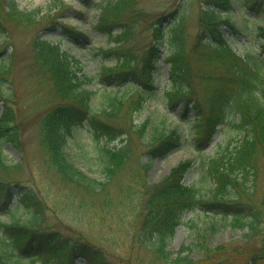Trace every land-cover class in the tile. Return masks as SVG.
<instances>
[{"label": "trees", "instance_id": "trees-1", "mask_svg": "<svg viewBox=\"0 0 264 264\" xmlns=\"http://www.w3.org/2000/svg\"><path fill=\"white\" fill-rule=\"evenodd\" d=\"M200 2L202 8L197 16L196 33L191 40L183 25L185 14L187 18L189 11V0L186 3L180 2L170 13L171 23L168 27L162 28L161 20L153 24L154 39L141 58L139 69L134 67L135 54L129 51L110 49L106 53L99 50L105 58L115 57L114 66L108 67L103 61L105 58H100V71L90 74L83 71V66L53 41L36 38L32 43L36 58L47 72L56 96L65 102L49 112L41 124V139L48 163L61 179L86 191L103 190L131 158V142L123 138L126 132L110 121H114L127 104L133 113L143 110L147 94L137 83L153 88L155 60L161 59L168 63L169 84L165 87L169 105L172 107L176 102H181L182 111L185 115L189 114V120L193 123L204 121V125L197 126V130L192 133L198 148L202 141L209 140L216 127L226 125L240 133L234 148L229 149L230 142H227L207 163L200 165L202 173L210 180L207 181V187L183 183L185 174L192 166L190 161L180 163L155 184V191L147 204L149 213L143 222L142 239L152 240V251L164 257L168 253L166 247L175 228L188 212L203 209L205 214L218 215L225 223L230 219L232 227L249 228L253 232L260 228L259 213L245 215L239 210V204L228 203V199L239 198L235 190L247 189L244 185L251 181L249 177L255 176L259 158H264V28L259 25L264 22V0ZM233 2L240 8L238 19L233 17ZM133 4V0H103L98 4L100 18L94 29L110 34V38L119 45L125 43L131 34L132 25L129 22L122 23L118 13ZM4 5L5 17L16 25H32L39 21L41 9L24 12L17 8L14 1H6ZM61 5L62 0L52 1L46 17H50ZM116 24L120 27V33L113 36L110 30ZM54 28L75 39L74 27L62 23L58 25L54 21ZM0 30H3L1 20ZM236 37H247L249 44L238 43ZM236 45L244 48L241 55L236 54ZM254 45L259 52L253 50ZM159 49H164L160 58ZM192 56L214 67L211 74L203 78L207 82L204 101L196 97L191 85ZM8 67L0 51L1 95L7 87L4 80ZM128 82L131 83L129 87L136 89V95L131 98H127L126 93L118 95V90L126 88L124 85ZM95 83H98L105 97L99 108L92 104L95 91L87 89ZM110 83H113L116 91L108 86ZM4 100L0 99L4 105L0 114L1 171L8 168L4 161V144L11 142L17 147L16 143L19 142V128L14 112ZM82 121L88 123L95 140V157L104 176L102 181L81 171L66 153L72 127ZM129 126L131 132L141 136V140L148 138V150L144 155L149 160L166 156L185 143L176 129L154 127L148 134L145 122H131ZM112 143L115 145L111 146ZM14 187L17 190L13 193ZM9 206L12 207L9 215L13 217L21 212L26 214V218L4 223L0 212V264H74L79 259H84L87 264H106L103 251L97 250L87 241L77 239L71 242L57 232L46 231L42 227L43 213L36 196L18 182L0 177V211ZM215 227L216 224L210 222L208 229L214 231Z\"/></svg>", "mask_w": 264, "mask_h": 264}, {"label": "rangeland", "instance_id": "rangeland-1", "mask_svg": "<svg viewBox=\"0 0 264 264\" xmlns=\"http://www.w3.org/2000/svg\"><path fill=\"white\" fill-rule=\"evenodd\" d=\"M6 1H14L17 8L24 12L41 9L39 21L32 25L14 24L5 17ZM52 1L54 0H0V20L3 26V30H0V51L3 62L9 64L4 80L7 87L0 94V99H5V104L13 110L19 128L17 147L11 142L4 144V161L8 168L6 171L0 170V177L18 182L36 196L43 213L42 227L46 231L57 232L71 242L77 239L87 241L97 250L103 251L106 264H264L263 157L259 158L255 176L249 177L251 181L244 185L248 190H235L234 193L239 198L228 199V203L239 204V210L245 215L259 213L258 231L232 227L230 219L225 223L218 215L205 214L203 209H199L198 212H188L182 216L166 247V257L152 251V240L142 239L143 222L149 213L147 204L155 191V184L180 163L190 161L192 166L185 174L183 183L207 187V181L210 180L202 173L200 165L207 163L227 142H230L231 149L240 139L238 131L225 125L216 127L207 142L202 141L199 148L196 146L192 133L197 130V126H203L204 121L193 123L189 120V114L185 115L182 111L181 102H176L172 107L169 105L165 87L169 84L168 63L164 60H155L153 88L137 83L147 94L143 110L133 113L127 104L118 117L110 121L126 132L123 138L131 142L133 154L103 190L86 191L61 179L50 166L41 139V124L49 112L65 102L56 96L47 72L37 60L33 41L36 38L53 41L74 61L80 63L86 73L97 74L100 71V61L105 58L99 50L107 53L110 49L135 54L134 67L139 69L141 58L154 39L153 24L161 20L164 26L162 28L168 27L171 23L170 13L180 2L186 3V0H133L132 7L118 13L122 23L129 22L132 25L128 41L119 45L110 38V34L94 29L100 18L98 4L103 0H62L63 5L50 14V17H46ZM201 6L200 0H189V11L187 18L185 14L183 25L190 40L196 33ZM232 8L233 17L240 18V8L235 2L232 3ZM54 21L58 25L62 23L74 27L75 39L67 37L57 28L52 29ZM259 25L264 28V22ZM110 33L117 36L120 27L113 25ZM236 40L238 43L249 44L247 37H236ZM234 48L237 55L244 51L239 45ZM253 50L259 52L255 45ZM161 54H164V49H159V58ZM103 61L111 68L115 57L111 56ZM190 63L193 73L192 88L196 97L204 101L207 82L203 78L210 75L214 67L197 61L194 56ZM130 85V82L126 83L124 87H127H122L124 89L118 90L117 94L126 93L127 98L135 96L137 91ZM108 86L116 91L113 83ZM87 89L95 91L92 104L99 108L105 97L98 83ZM3 108L0 101V114ZM206 113L207 108L204 111ZM131 122L147 123L148 134L154 127L176 129L185 143L166 156L149 160L144 155L148 150V138L141 140L140 135L131 132ZM89 128L86 121L74 124L66 153L81 171L102 181L104 176L99 170L95 157V140ZM145 164L146 167H143ZM15 189L14 187L13 190L16 191ZM10 208L12 207L0 211L3 214L2 222L26 218V214L21 212L12 217L9 215ZM210 222L216 224L214 231L208 229ZM74 264L87 262L79 259Z\"/></svg>", "mask_w": 264, "mask_h": 264}]
</instances>
